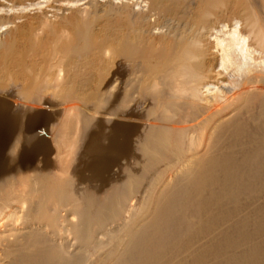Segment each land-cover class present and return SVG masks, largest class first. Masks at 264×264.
<instances>
[{
    "label": "bare ground",
    "instance_id": "obj_1",
    "mask_svg": "<svg viewBox=\"0 0 264 264\" xmlns=\"http://www.w3.org/2000/svg\"><path fill=\"white\" fill-rule=\"evenodd\" d=\"M40 1L0 0V28ZM86 1L30 27L44 77L0 87V264H264V0H142L115 27Z\"/></svg>",
    "mask_w": 264,
    "mask_h": 264
},
{
    "label": "rangeland",
    "instance_id": "obj_2",
    "mask_svg": "<svg viewBox=\"0 0 264 264\" xmlns=\"http://www.w3.org/2000/svg\"><path fill=\"white\" fill-rule=\"evenodd\" d=\"M97 2H98V5L99 4H101V5H106L105 6V14L104 13H101V14H99V15H101V16H99L100 17V19L102 20H99V21H101V22H104V21H106V24H109V26H112V27H115V26H117V24H118V22H119V19H121L120 17L121 16H125V15H127V14H132V12H136V11H139V10H143V11H145V7H146V4H144L143 3V1L142 0H96ZM41 3H39V5H35V6H28V8L26 7L21 13L23 14V15H21L20 17L21 18H19V20L14 24V25H11V26H13V27H11V26H5V27H2V28H0L1 30H0V44L3 46H1L0 45V47H1V51H0V73H2L1 75H0V85H7V83H8V87L10 86V85H15V84H11V82H13V81H15L16 79V84H18L19 82L20 83H22V85H23V83H24V81L23 80H27L28 78L30 79V78H33V76L35 75H37V72L39 73L40 72V74H41V77H44V76H42L44 73H42L43 71H45L44 69H45V65H44V62H45V56L46 55H44L46 52L45 51H42V50H46L44 47L43 48H36L34 51H32V52H30V53H26L25 51H28V48H26V47H28L29 45H28V43H29V40H28V37H29V35H30V31H31V28H32V26H34L35 25V21H37L38 20V18L42 15H44L43 13H46L45 14V17H47L46 19H47V21H49V23H51L52 25H54V27H61V26H63V25H61V24H63V22L64 21H66V20H68V19H71L72 18V16L71 15H73L74 17L78 14V12H79V15H77V16H79V17H83V15L85 16V14L83 13V9L86 7V4L88 3L86 0H41L40 1ZM73 2V3H72ZM90 2V1H89ZM100 2V3H99ZM62 4V5H61ZM54 5V14L50 11L51 10V6H53ZM81 5V6H80ZM115 5V6H114ZM144 7H143V6ZM65 6V7H64ZM72 6V7H71ZM111 7V9H109L110 7ZM123 6V7H122ZM127 7V8H126ZM143 7V8H142ZM76 8V9H75ZM108 8V9H107ZM116 8V9H115ZM37 9V10H36ZM47 11H46V10ZM60 9H63V10H60ZM115 9V10H114ZM110 10V11H109ZM49 11V12H48ZM83 13H81V12ZM109 11V12H108ZM115 11V12H114ZM24 12V13H23ZM42 12V13H41ZM60 12V13H59ZM65 12V13H64ZM108 12V13H107ZM121 12V13H120ZM48 13V14H47ZM51 13V14H50ZM55 13H56V15H55ZM75 13V14H74ZM77 13V14H76ZM114 13V14H113ZM115 13H116V16H115ZM54 15V17H53V15ZM58 14V15H57ZM64 15V16H63ZM55 16H57V18L55 17ZM69 16V17H68ZM71 16V17H70ZM112 16V17H111ZM118 16V17H117ZM36 17V18H35ZM64 19H63V18ZM86 17V16H85ZM30 18V19H29ZM65 18H66V20H65ZM99 19V18H98ZM34 20V21H33ZM115 20V21H114ZM31 21V22H30ZM62 22V23H61ZM113 22V23H112ZM34 23V24H33ZM61 23V24H60ZM105 23V22H104ZM28 24H29V26H28ZM115 24V25H114ZM57 25V26H56ZM59 25V26H58ZM31 27V28H30ZM5 28V29H4ZM14 29V30H13ZM18 29V30H17ZM30 30V31H29ZM11 31H12V33H11ZM16 31V32H15ZM28 31V32H27ZM28 33H29V35H28ZM24 34V35H23ZM9 35V36H8ZM23 35V36H22ZM13 36H14V38H13ZM24 37H26V38H24ZM9 38H11L12 40H14L13 42V44H12V47H13V45H15L14 47V49L16 50H8V54L6 53L7 51L6 50H4L5 48H4V44H6V42H9V41H12L11 39H9ZM21 39V40H20ZM25 39H27L28 40V42H26L27 40H25ZM45 41H47L46 39H44ZM5 41V42H4ZM18 41V42H17ZM22 41V42H21ZM3 42H4V44H3ZM27 44V45H26ZM21 45V46H20ZM23 47L25 48V49H23ZM93 48V47H92ZM92 48H90V50H92L93 52H94V48L92 49ZM12 49V48H11ZM18 49V50H17ZM3 50H4V52H3ZM30 50V49H29ZM11 51V52H10ZM20 51V52H19ZM38 51H40V52H38ZM92 51H90V53L91 54H93V52ZM14 52V53H13ZM17 52V53H16ZM38 52V53H37ZM3 53H4V55L5 54H7L6 55V57H3L4 55H3ZM42 53H44V54H42ZM21 54V55H20ZM43 55V57H42V55ZM15 55V56H14ZM24 55V56H23ZM39 55V56H38ZM8 56H10V57H8ZM12 56H14V57H12ZM21 56V57H20ZM27 56V57H26ZM36 56V57H35ZM24 57V58H23ZM26 57V58H25ZM41 57V58H40ZM2 58V59H1ZM5 58V59H4ZM18 58V59H17ZM92 58H94L92 55L89 57V60H88V64H86V66L85 67H83V68H81V69H79L80 71H76V70H72V69H70L69 67H65V68H63V70L61 71V72H63L62 74L60 73V75H59V77L60 78H62L61 79V81L63 80V82L62 83H64V81H68L67 80V78L68 77H72L71 79H72V82H71V80L70 81H68L69 83H72V85H70V87L72 86V87H74V88H71V90H69V89H67V91L69 90L70 92H72L73 93V90L74 89H76L74 92H76V91H78L77 89H79L80 90V86L82 85V83L83 82H85L86 81V79H90V81H86L87 82V84L89 85V83H90V85H92V82H91V80H92V78H95V80L96 81H98L97 79V77L95 76V75H97L98 73H96V72H94V71H97L98 72V70L100 69V68H97V67H100V66H98V65H100V61H98L99 59H92ZM10 59V60H9ZM16 59V60H15ZM13 60V61H12ZM28 60V61H27ZM30 60V61H29ZM36 60V61H35ZM41 60V61H40ZM44 60V61H43ZM3 61V62H2ZM5 61V62H4ZM23 61V62H22ZM40 61V62H39ZM99 63H98V62ZM37 64H36V63ZM42 62V63H41ZM93 62V63H92ZM12 63V64H11ZM17 63V64H16ZM21 63H24V64H21ZM36 67H34V66H32V64ZM10 64V65H9ZM41 64V65H40ZM2 65H5V66H2ZM19 65H20V67H19ZM21 65H23V66H21ZM24 65H25V67H24ZM40 65V66H39ZM39 66V67H38ZM10 67V68H9ZM15 67V68H14ZM27 67V68H26ZM29 67V68H28ZM33 67V68H32ZM42 67V68H41ZM87 67V68H86ZM93 67V68H92ZM3 68V69H2ZM14 68V69H13ZM35 68V69H34ZM38 68V69H37ZM85 68V69H84ZM91 68H92V70H91ZM6 69V70H5ZM41 69V70H40ZM69 69V70H68ZM93 69H95V70H93ZM2 70V71H1ZM27 70V71H26ZM43 70V71H42ZM65 70V71H64ZM8 71V72H7ZM17 71V72H16ZM30 71H31V73H30ZM70 72V73H67V72ZM89 71V72H88ZM93 71V72H92ZM5 72V73H4ZM11 72V73H10ZM28 72V73H27ZM34 72H36V73H34ZM79 72V73H78ZM86 72V73H85ZM7 73H8V75H7ZM32 73L34 74V75H32ZM72 73H74L73 75H72ZM81 73V74H80ZM93 73V74H92ZM3 74H6V75H3ZM12 74V75H11ZM14 74V75H13ZM29 74H30V76L32 75V77H30L29 76ZM40 74H38L37 76H40ZM67 74H69V75H67ZM89 74V75H88ZM95 74V75H94ZM22 75V76H21ZM67 75V76H66ZM88 75V76H87ZM91 75H94V77H92V78H90L91 77ZM99 75V74H98ZM10 77V76H12V77H10V79L11 78H13L12 80H10V79H8V77ZM14 76V77H13ZM15 76H16V78H15ZM74 76V77H73ZM78 76V77H77ZM3 77H5V78H3ZM27 77V78H26ZM82 77V78H81ZM84 77V78H83ZM89 77V78H88ZM75 78V79H74ZM86 78V79H85ZM4 79V80H3ZM6 79H8V80H6ZM15 79V80H14ZM28 79V80H29ZM65 79V80H64ZM3 80V81H2ZM82 80H83V82H82ZM95 80H93V81H95ZM9 81V82H8ZM22 81V82H21ZM77 84L78 82V84H77V87H76V85H74L75 83ZM82 82V83H81ZM86 82H85V84H86ZM18 84L19 85V87H20V85L21 84ZM96 83V82H95ZM95 83L93 82V85H95ZM10 84V85H9ZM81 84V85H80ZM84 84V83H83ZM86 84V87L85 88H89L88 87V85ZM3 85L2 86H0V87H2L3 88ZM5 85V88L7 87ZM21 85V86H22ZM79 85V86H78ZM16 86V85H15ZM84 86V85H83ZM83 86H81L82 88H84ZM11 87V86H10ZM69 87V88H70ZM12 88V87H11ZM81 88V90L80 91H88V89H82ZM10 89V88H9ZM64 91H62V88L61 89H56V91L54 90V94L55 95H57L58 96V94H56L57 93V91H58V93H59V91H60V93H61V95H59V96H61V98H60V100H64L63 98V96L62 95H64V93L63 92H65V93H67L66 91H65V89H63ZM45 92V91H44ZM49 92V91H48ZM47 91H46V93H48ZM51 92V91H50ZM56 92V93H55ZM54 95V96H55ZM65 96V95H64ZM84 97H85V93H84ZM55 98V97H54ZM55 99H57V97L55 98ZM54 99V102H58L59 104H60V102H59V100L57 99V100H55ZM59 104H56L55 105V103H54V110L57 108H55V106H58ZM138 173L139 174H141L142 173V171L141 170H138ZM68 250L69 249H71L70 247L69 248H67Z\"/></svg>",
    "mask_w": 264,
    "mask_h": 264
}]
</instances>
